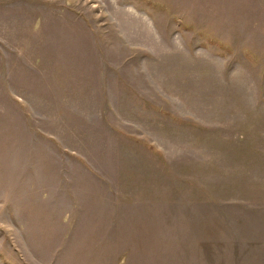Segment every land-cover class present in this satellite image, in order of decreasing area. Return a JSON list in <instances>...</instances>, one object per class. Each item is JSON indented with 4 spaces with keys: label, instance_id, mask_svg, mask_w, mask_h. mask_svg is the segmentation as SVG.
Returning <instances> with one entry per match:
<instances>
[{
    "label": "rangeland",
    "instance_id": "obj_1",
    "mask_svg": "<svg viewBox=\"0 0 264 264\" xmlns=\"http://www.w3.org/2000/svg\"><path fill=\"white\" fill-rule=\"evenodd\" d=\"M0 264H264V0H0Z\"/></svg>",
    "mask_w": 264,
    "mask_h": 264
}]
</instances>
